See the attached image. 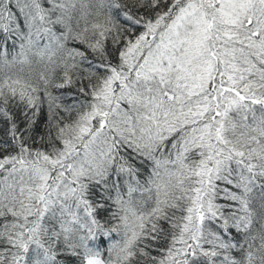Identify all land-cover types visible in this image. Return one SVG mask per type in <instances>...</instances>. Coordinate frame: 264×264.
I'll use <instances>...</instances> for the list:
<instances>
[{
	"label": "snow or ice",
	"instance_id": "1",
	"mask_svg": "<svg viewBox=\"0 0 264 264\" xmlns=\"http://www.w3.org/2000/svg\"><path fill=\"white\" fill-rule=\"evenodd\" d=\"M0 264H264V0H0Z\"/></svg>",
	"mask_w": 264,
	"mask_h": 264
}]
</instances>
